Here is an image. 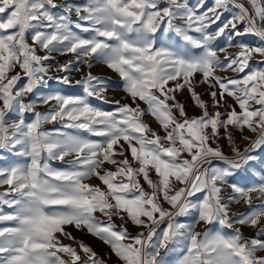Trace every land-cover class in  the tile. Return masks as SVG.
Listing matches in <instances>:
<instances>
[{"label": "snow or ice", "instance_id": "6c2138e0", "mask_svg": "<svg viewBox=\"0 0 264 264\" xmlns=\"http://www.w3.org/2000/svg\"><path fill=\"white\" fill-rule=\"evenodd\" d=\"M205 2L0 0V153L24 159L0 167V205L12 209L0 211V224L11 222L0 227V264H107L69 226L107 245L119 264H166L175 248L176 264H264V167L256 166L264 165V67H251L254 57L264 64V0H213L198 12ZM245 35L259 43L234 42ZM225 36L224 46L214 43ZM53 53L74 61L53 69ZM93 61L118 74L131 103L103 111L84 97L46 94L38 101L48 108L36 110L30 96L41 85L71 83L50 72H80ZM76 83L104 99L105 81L91 71ZM198 84L208 86V101ZM184 90L199 115L189 117L177 99ZM55 122L62 129L44 130ZM93 177L100 183L86 182ZM241 201L248 209L231 213Z\"/></svg>", "mask_w": 264, "mask_h": 264}, {"label": "rangeland", "instance_id": "374dc122", "mask_svg": "<svg viewBox=\"0 0 264 264\" xmlns=\"http://www.w3.org/2000/svg\"><path fill=\"white\" fill-rule=\"evenodd\" d=\"M56 2L61 3L62 0H56ZM70 2H73L75 4H82L85 2V0H70ZM162 2H164V0H162ZM188 2L192 6L197 7V0H188ZM212 3H213V0H206L204 7L198 8V12L206 11L208 7L212 6ZM231 14H232L231 9L229 11L223 12L221 15V19L216 24L211 25L210 28L208 29V31L215 32L219 26H221L227 19L230 18ZM72 19L74 21L76 20V17L74 14L72 16ZM81 23H83V22H81ZM84 35H88V34H84ZM161 37H162V39L164 38L163 34H161ZM174 39H175V42L182 43L179 41V38H174ZM226 39H227L226 36L221 37V38H219L218 41H216L214 43L218 46H224L226 44ZM234 42H243L245 44L252 45V46H255L259 43L258 38L255 37L254 35H245L242 37H237V38H235ZM191 51H192L193 55H198L200 50L192 49ZM229 51L235 52V51H237V49L229 48ZM52 55H53L54 59L50 60L48 63L53 69H55V66L58 63H65L69 60L74 61V57L71 54L60 55L59 53H53ZM259 59H260L259 57H254L253 60L251 61V67H253V68L264 67V64H258L257 63V61ZM78 67L81 68L80 72H77L75 70H71L68 73H56L55 71L49 73V76H53V77L57 76V75H61V76L62 75H68L70 77L71 83L64 84V83L58 81L57 79L53 78V79L49 80L47 84L41 85L37 89V91L35 93L31 94V96H30V99L37 103V107H36L37 111L44 112L48 108L47 105H42L38 101V97L40 95H46V94H62L65 96L84 97V98L88 99L89 103L93 107L100 109V110H103V111H114L116 106H117L115 103L116 101H120L121 103H131L130 98L127 97V95L123 91V82L121 81L118 74L111 71L110 69H108L103 64H98L95 61H93V67L91 69H88L84 65H78ZM89 71H91V73L94 76L101 77L105 81L106 91L104 92V99H97L95 97H86V95L83 91L82 85L76 83V81L79 80L82 75L86 74ZM222 74H228V73H222ZM196 79L199 80L200 77L197 76ZM207 89H208V86L203 85V84H198L196 87V91L201 94L202 98L205 101H208L210 99L209 96L207 95ZM177 99L185 105V108H186V111H187V114L189 117L196 116V115L200 114V110L193 104L187 90H184L183 92L177 93ZM141 107L146 108V106L142 102H141ZM237 110H239V109H237ZM32 118L33 117H32L31 113L26 114V116H25L26 120H30ZM142 119L145 123L149 124L152 129L157 130V131H161L159 129V125L155 122V120L150 115L145 114L142 117ZM54 129H62V124L60 122H55V123H49V124L44 125L45 131H52ZM161 134H162V131H161ZM245 134L250 135V136L253 135L252 133H248V132H246ZM83 135H85L87 138L92 139V140H102L101 137H94V136H91L90 134H87V133H83ZM221 135H223V130H221ZM234 138L236 140V144L238 147L243 148L247 143L246 141L241 139L239 137V135L234 134ZM218 143H219V146L221 147V149L223 150L224 154L226 156H230L231 151H230V146L228 145L227 141L224 139H221V140H219ZM259 154L264 155V151H259ZM0 157H3V158H0V167H7L10 164L23 163L24 162L23 158L16 157V156L9 154L7 152L0 153ZM67 159L71 160L72 157H68ZM214 163H216L218 165L220 162L215 161ZM50 164H51V166L56 167V168L68 167L67 163L62 164L60 161H51ZM256 166L257 167H264V165H259V164H257ZM105 167L111 168L110 165H105ZM257 179H259V177H257ZM86 182L93 184V185L100 183V181L94 177L89 178ZM2 190H3V188H0V191H2ZM230 192H231V189H226L223 194L228 195ZM197 195L199 196V194H197ZM253 195H255V194H253ZM253 203L258 204L259 201L254 199ZM164 207L167 208L168 205L165 204ZM247 209H248V206L245 205L243 203V201H241L240 203H233L230 206V212L231 213L244 212ZM0 211L7 213V212H11L12 209L8 208L5 205H0ZM97 216H98V218L103 219V217L100 216L99 213H97ZM179 219L182 222L187 223V222L192 221V216L189 215L186 217H181ZM114 222L118 226L121 223L119 221V219H116ZM10 223L11 222H5L3 224H0V227L8 226V225H10ZM163 226L164 225H161V228ZM126 227H128L129 232L133 235H135L137 231H140V229L133 228L130 224L126 225ZM67 230L69 232H71L72 235L77 238V240H82L84 243L90 245L94 249V251H96L100 256L104 257V259L107 261V264H119L116 257L109 254L108 246L104 245L101 241H99L95 237H92L91 235L87 234L86 232L78 231L74 227H71V226H69L67 228ZM197 230H200V226H197ZM243 231H244L245 235H251L253 232V229L248 227V228H244ZM230 232H231L230 229L224 230L225 234H228ZM63 243L69 244L72 242L65 239L63 241ZM180 255H181V249L180 248H175L174 250L170 251L165 256L166 264H176V260L179 258Z\"/></svg>", "mask_w": 264, "mask_h": 264}]
</instances>
